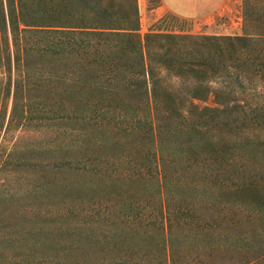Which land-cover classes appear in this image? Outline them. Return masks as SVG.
<instances>
[{"label": "trees", "instance_id": "16d2710c", "mask_svg": "<svg viewBox=\"0 0 264 264\" xmlns=\"http://www.w3.org/2000/svg\"><path fill=\"white\" fill-rule=\"evenodd\" d=\"M242 10L241 35L142 36L135 0L130 10L119 8L115 0H0V57L8 62L11 48L20 76L25 55L70 58L47 70L51 73L50 90L56 92L53 103L60 104L61 111L53 103L50 108L42 105L46 104L43 100L20 101L18 91L25 86L17 79L12 118L23 115L93 121L96 130L87 127L82 132L65 131L56 136L59 145L86 155L84 159L55 160L54 166L80 169L91 178L104 171L98 164L100 153L114 151L107 161L113 169L106 174L109 181L121 189L132 183H143L145 189L149 184L153 187L147 201H153L155 209L144 214L136 191V201L129 206L132 212L113 214L121 224H114L109 232H114L116 239L123 238L122 244L133 243L140 250L153 244L162 256L136 259L143 255L133 249L129 258L114 264H181L175 250L194 245L187 242H196L198 236L188 230L196 221L189 217L194 203L192 192L198 191V182L205 186L200 187L206 193V178L210 182L213 179L209 177L218 179L221 167L236 170L245 159L264 152V136L249 143L218 138L211 127L194 120L248 107L251 112L264 110V101L255 106L233 103L238 93L264 97V0H243ZM161 38L172 41L160 44ZM179 42L189 45L180 48ZM200 44L207 49L203 53L195 47ZM5 64L1 63L3 68ZM174 78H192L193 85L178 86ZM215 78L218 87L211 84ZM257 82L261 89L252 87ZM211 93L223 107L200 108L193 102L205 101ZM69 97L73 98L70 106ZM2 111L5 108L0 115ZM186 160L195 161L188 168L208 163L205 166L211 172L205 171L204 180L186 181L177 174V165ZM185 192L188 204L182 205L179 201ZM214 193L217 202L245 205L264 219V184L238 180L230 186L221 184ZM92 229H84L85 239L96 241L97 231ZM77 230L80 228L72 233Z\"/></svg>", "mask_w": 264, "mask_h": 264}, {"label": "rangeland", "instance_id": "374dc122", "mask_svg": "<svg viewBox=\"0 0 264 264\" xmlns=\"http://www.w3.org/2000/svg\"><path fill=\"white\" fill-rule=\"evenodd\" d=\"M135 1L142 36L147 33L199 36L243 33V0H226L219 10H216L218 5L210 11H215L213 15L188 19L165 10L160 0ZM115 3L119 8L122 6L130 10L134 0H115ZM171 41L170 38H161L160 44ZM185 45L188 46L189 43H178L180 48ZM195 47L202 53L207 50L203 44ZM64 59L70 58L25 55L22 57L23 75L20 76L11 48L8 62L0 57V108H5L0 115V264H114L118 260L129 258L128 253L141 248L134 247L133 243L122 244L123 238L116 239L114 232H109L116 224H121L113 214L131 213L129 206L136 201V191L140 192L139 202L144 214L155 209L153 201H147L153 189L150 184L149 189H145L143 183H132L121 189L107 179L108 174L113 172L111 161H107L114 151L111 154L109 150L96 152H101L98 164H102L104 171L91 178L80 169L54 166L55 160L84 159L86 155L77 149L59 145L56 136L65 131L82 132L87 127L96 130L98 126L93 125V121L76 118H25L23 115L12 118L17 79L19 82L23 80L25 86L18 91L20 101L26 98L43 100L46 104L42 105L47 108L52 106V97L56 92L50 90L51 73H47V70ZM1 63L6 66L3 68ZM40 73L44 74L43 77H39ZM212 80V86L218 87V79ZM173 81L182 87L193 85L194 80L174 78ZM252 87L261 89L258 82ZM69 98L71 100L67 104L70 106L73 98ZM233 100V103L255 106L256 103L263 102L264 97L256 98L248 93H238ZM193 102L200 108L219 106L212 93L205 101L194 99ZM53 104L56 110L61 111L60 104ZM194 120L207 124L218 138L232 137L240 143H249L264 136V110L251 112L248 107L215 117H196ZM120 153L118 151L119 155ZM193 162L195 163L186 160L177 165L180 166L177 174L186 181L194 178L204 180L205 171L211 172L205 166L209 164L201 162L188 168ZM213 172L217 171L214 169ZM209 178L213 180H205L208 182V192L204 193L200 186H205L200 182L198 191L192 192L194 203L189 219L196 221L188 230L190 233L197 232L198 236L194 239L196 242H187L194 245L175 250L181 264H244L246 261L264 264V219L260 214H253L245 205L217 202L215 199L218 196L214 193L221 184L230 186L238 180L264 184V152H258L252 159H245L237 165L236 170L221 167L218 179H214V176ZM73 179L75 184L65 187L64 184L74 181ZM187 193L183 194L180 204H188ZM74 228L80 230L72 233ZM91 228L97 231L96 241L85 239L87 233L84 229L89 231ZM107 235L110 239L106 238ZM244 237L248 239L245 240ZM140 252L143 257L137 255L136 259H152L153 254L157 258L162 256V252H158L153 244L142 248Z\"/></svg>", "mask_w": 264, "mask_h": 264}, {"label": "crops", "instance_id": "0c3cea01", "mask_svg": "<svg viewBox=\"0 0 264 264\" xmlns=\"http://www.w3.org/2000/svg\"><path fill=\"white\" fill-rule=\"evenodd\" d=\"M161 6L180 18H191L193 16L209 17L215 14V11L210 12L217 7L219 10L226 0H160ZM222 5V6H221Z\"/></svg>", "mask_w": 264, "mask_h": 264}]
</instances>
